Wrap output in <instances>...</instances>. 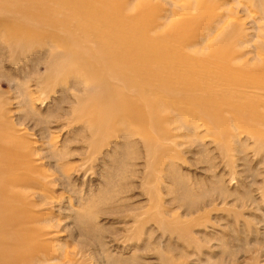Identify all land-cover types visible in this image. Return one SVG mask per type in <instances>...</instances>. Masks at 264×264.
Segmentation results:
<instances>
[{
    "label": "rangeland",
    "instance_id": "rangeland-1",
    "mask_svg": "<svg viewBox=\"0 0 264 264\" xmlns=\"http://www.w3.org/2000/svg\"><path fill=\"white\" fill-rule=\"evenodd\" d=\"M43 1L0 7V132L23 140L0 157L10 165L2 184L5 203L27 219L11 238L19 255L2 264H264V141L246 117L200 109L174 85L145 88L142 118L135 107L104 116L106 88L91 89L84 57L62 59L78 32ZM107 1H140L147 25L182 18L173 33L202 56L219 45L234 65L264 62V0H201L208 14L196 0ZM240 79L259 92L261 83ZM6 235L0 245L14 246Z\"/></svg>",
    "mask_w": 264,
    "mask_h": 264
},
{
    "label": "bare ground",
    "instance_id": "bare-ground-1",
    "mask_svg": "<svg viewBox=\"0 0 264 264\" xmlns=\"http://www.w3.org/2000/svg\"><path fill=\"white\" fill-rule=\"evenodd\" d=\"M27 1L34 6L44 4L43 0ZM45 1L54 3L55 7L65 10L66 15H62L59 22L67 30L78 32V36L76 37V34L74 38L78 40L75 41L76 46L70 47L66 44L68 48L62 59L70 58V61L77 60L78 63V60L84 57L80 62L85 68L89 84L93 83L90 86L91 89L106 88L105 95L101 98L103 108L97 107L100 109L97 111L104 116L108 117L112 114L111 111L132 115L133 107H135L137 113L135 116L142 118L144 112L140 100L144 98L145 88L148 85L165 87L174 85L179 87L180 94L193 100L200 109L216 111L219 115L222 109H226L237 116H245L247 120L244 123L256 137L264 141V62L253 68L234 65V60L227 55L226 48L223 49L219 45L209 55L202 56L198 53V46L187 42L186 37L182 38L173 33L178 28L185 29L182 18L167 19L166 15L162 17L163 21L160 25L154 21H150L147 25L142 20L145 16L138 12L137 7H134L139 5L140 1L134 6L123 3L112 4L107 0ZM10 2L11 0H0V7L9 5ZM196 2L195 8L201 5L208 14L209 8L204 6L201 0ZM188 12L190 8L186 14ZM26 15L31 16V12L26 11ZM224 22H227L225 17L220 16L217 20L218 25ZM221 27L219 26L220 30H223ZM150 30L155 31V34ZM232 30L225 35L233 36ZM158 33H163L166 37L169 34L171 39L164 40L157 35ZM205 38L208 37L205 36ZM94 54L97 58H94ZM50 67L52 71L60 68L61 60H54L50 63ZM242 74L261 83L255 84V86L260 85L258 93H256L257 90L253 92L247 89L251 85L240 79ZM111 92L116 95L115 101L112 99ZM97 111L94 110L91 113L96 115ZM22 144L23 140L18 138L13 128L7 127V131L0 132V157L5 149L13 151ZM9 167V164L0 166V188L2 189L0 191V241L4 240L3 235L7 233L9 243L14 246L3 245L6 243L3 242L0 245V256L19 255L22 243L11 238L20 237L19 231L25 228L27 221L26 218L16 214V209L10 202L5 203L7 193L3 190L4 178L1 174L4 168ZM17 222L19 229L5 231L2 228V223L15 225ZM0 264H2L1 261Z\"/></svg>",
    "mask_w": 264,
    "mask_h": 264
}]
</instances>
